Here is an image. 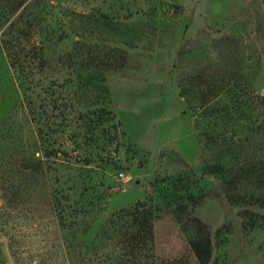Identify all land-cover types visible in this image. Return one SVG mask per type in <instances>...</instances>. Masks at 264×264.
I'll use <instances>...</instances> for the list:
<instances>
[{
    "label": "rangeland",
    "instance_id": "374dc122",
    "mask_svg": "<svg viewBox=\"0 0 264 264\" xmlns=\"http://www.w3.org/2000/svg\"><path fill=\"white\" fill-rule=\"evenodd\" d=\"M11 21L0 25V261L125 264L121 238L103 230L140 201L153 212L147 264H200L193 218L209 231L208 264H264V205L227 200L216 167H234V152L203 150L200 134L241 128L208 115L220 92L250 81L264 96V0H26Z\"/></svg>",
    "mask_w": 264,
    "mask_h": 264
},
{
    "label": "trees",
    "instance_id": "16d2710c",
    "mask_svg": "<svg viewBox=\"0 0 264 264\" xmlns=\"http://www.w3.org/2000/svg\"><path fill=\"white\" fill-rule=\"evenodd\" d=\"M26 0H0V25L8 23L11 27V16L25 3ZM19 16V15H18ZM5 35L6 33H2ZM9 53L10 64L22 71V62L16 54V46L10 40H3ZM11 55V56H10ZM46 63V62H45ZM36 67H41L36 64ZM43 66L45 64H42ZM42 66V67H43ZM82 66L79 65V68ZM22 79H19V86L23 91L28 88L22 86ZM251 82L247 81L244 86H234L220 92L211 104H206L208 115L214 120H224L226 123L233 122L245 130V134L239 135L241 128L232 129L231 134L215 133L214 136L201 131L202 149L206 150L209 144L215 145L217 152H234L231 154V162L234 167L224 168L217 164L216 171L221 173V184L224 193L230 203L257 202L264 205V96H259L251 89ZM35 111V110H34ZM44 113V112H43ZM38 114V113H37ZM45 114V113H44ZM66 125V124H64ZM239 152H243L239 154ZM248 152L252 154L249 155ZM251 181L255 191L246 194L242 191L241 185ZM2 198L6 200L5 188L1 186ZM2 206L0 207V212ZM197 229V236L189 240L192 252L200 264H208L211 257V242L209 231L205 223L193 218ZM153 212L150 207L138 201L127 209H120L112 213L106 220L103 232L110 230V235H117L121 238V247L126 249L128 256L125 264H147L146 242L153 236ZM58 223L61 227L66 226L62 217ZM68 226V225H67ZM69 230H72L69 226ZM108 232V231H107ZM73 235V232H71ZM92 245V243H91ZM70 242L65 245L66 253L70 252ZM72 252V249H71ZM70 257V256H69ZM83 260L84 255L78 256ZM0 264H6L0 261Z\"/></svg>",
    "mask_w": 264,
    "mask_h": 264
},
{
    "label": "built area",
    "instance_id": "2783aa9c",
    "mask_svg": "<svg viewBox=\"0 0 264 264\" xmlns=\"http://www.w3.org/2000/svg\"><path fill=\"white\" fill-rule=\"evenodd\" d=\"M118 175H119L120 177H123L124 173H123L122 171H120V172L118 173Z\"/></svg>",
    "mask_w": 264,
    "mask_h": 264
},
{
    "label": "crops",
    "instance_id": "0c3cea01",
    "mask_svg": "<svg viewBox=\"0 0 264 264\" xmlns=\"http://www.w3.org/2000/svg\"><path fill=\"white\" fill-rule=\"evenodd\" d=\"M0 203H1V197H0Z\"/></svg>",
    "mask_w": 264,
    "mask_h": 264
}]
</instances>
